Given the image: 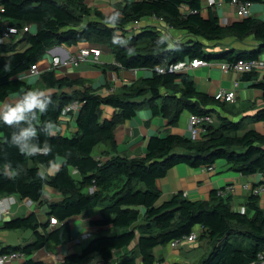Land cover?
<instances>
[{
	"label": "trees",
	"instance_id": "16d2710c",
	"mask_svg": "<svg viewBox=\"0 0 264 264\" xmlns=\"http://www.w3.org/2000/svg\"><path fill=\"white\" fill-rule=\"evenodd\" d=\"M204 1L132 2L114 11L121 16L120 22L112 26L105 20L114 12L108 16L99 11L92 12L84 0H0V7L4 9L0 16L13 22L12 26H39L36 34L29 35L25 49L9 51L6 46H0V106L29 87L23 77L30 73L32 66L38 67L47 51L56 46L74 47L85 41L108 46L115 62L124 69H151L154 72L152 77L139 79L120 93L104 97L88 89L73 94L46 95L51 102L44 113L37 110L31 123L37 128L33 142L41 148L47 143L50 147L47 153L21 154L18 146L11 144V135L19 128L0 127V168L5 164L12 167L10 175L0 171V198L17 195L23 200L45 203L49 224L52 218L58 222L52 228L49 224L41 225L36 214L7 222L6 229L32 231L35 240L24 247L2 248L0 254L22 251L30 257L49 244L61 246L72 240L71 219L94 208H101L100 219L90 225L105 228L110 233L93 238L82 254L69 256L66 264H84L92 255H97L102 264H109L115 254L124 249H130V252L122 255L116 264H159L155 249L189 236L197 227L202 228L201 239L209 240L211 251L196 264H253L258 255L264 253V205L257 196L251 194L249 208L242 213L233 209L229 198L219 197L218 191L211 194L209 201L189 200L180 192L159 204L161 191L158 187V181L178 165L202 169L225 162L244 176L264 173V134L245 129L241 121L219 116V122L209 126L200 141L169 134L152 137L147 144V153L141 158H128L117 153L97 159L93 155L101 144L111 145L112 150L117 151V126L135 118L146 101L151 103L154 115L170 118L172 125L178 123L184 111L203 115V107L224 106L214 97L198 93L190 74H159L155 71L158 66L168 67L195 59L225 60L231 64L241 59H258V52L227 51L218 55L205 52L201 40L218 42L228 37L243 41L253 36L264 48V20L250 17L224 26L212 9L208 10V17L180 11L183 5L200 11ZM147 17L163 18L175 30L198 39L169 48V43L155 30L129 35L126 28ZM113 35L128 43L114 44ZM130 48L134 49L132 54L128 53ZM5 64L10 65V70L4 71ZM43 78L51 87L83 84L81 80L56 79L53 71H48ZM255 86L262 91L263 101L256 120L264 122V82ZM77 100L82 102L77 117L78 135L71 138L59 133L48 135L46 123L51 122L57 129L63 109ZM158 100L162 101L161 106L154 105ZM102 106L116 109L119 115L111 122H102ZM21 126L27 127V122H21ZM59 158L65 162L54 176L38 174L40 167L50 168ZM71 169L79 172L80 180L73 178ZM46 186L62 193L64 199L52 203L46 201ZM91 187L96 189L93 194L89 192ZM137 249L139 255L135 252ZM22 264L37 263L27 259Z\"/></svg>",
	"mask_w": 264,
	"mask_h": 264
},
{
	"label": "crops",
	"instance_id": "0c3cea01",
	"mask_svg": "<svg viewBox=\"0 0 264 264\" xmlns=\"http://www.w3.org/2000/svg\"><path fill=\"white\" fill-rule=\"evenodd\" d=\"M140 0H84V4L89 7L92 12L99 11L104 15H110L126 4ZM205 5V1H204ZM219 18L222 25L226 26L235 21L241 20L237 18L235 10L227 0L220 8H209ZM208 10L202 14L208 17ZM253 18L264 20V2L255 3L253 8ZM13 22L1 18L0 32L3 27L11 25ZM15 26V25H14ZM147 26V27H146ZM31 33H26L23 28H19L20 32L14 36L12 43L6 48L9 51H21L28 46L29 35L38 32L39 26L36 24L30 25ZM153 25L143 24L142 27L129 30V35L141 33L145 30H154ZM173 47L177 44H184L190 41L197 40V37L190 34L174 30L171 33H159ZM200 40V39H199ZM205 52L211 55H218L227 51H237L246 54L258 52V59L264 61V48L259 44L255 37L251 36L243 41L235 37H228L218 42L203 41ZM97 48L100 49L101 56L99 62H86L80 67L61 65L54 68L52 64L54 55H62L64 59L66 54L76 56L82 49ZM50 59L39 63L40 76H32L27 74L23 77L28 84V88L23 89L19 94L12 95L5 103H14L24 92L28 90H42L45 95L53 93L73 94L77 91L84 92L87 89L101 96L120 93L125 87L131 86L139 79L150 78L153 76L151 69L128 70L119 68L115 65V58L112 50L108 46H99L88 41L81 42L78 46L68 47L65 45L56 46L47 51L45 57ZM211 66L198 67L186 73L190 74L196 84L198 93L214 97L221 90H235L237 98L232 103H221L224 106H208L203 107L205 113H212L216 122L219 121V116H225L236 122H243L245 129H255L261 134H264V122L256 120V115L263 108L262 91L255 84L264 82V69L254 71L252 73L239 74L236 72L225 73L220 66V63L227 62L225 60H209ZM53 71L56 79H68L70 81H83V84H75L73 86H65L63 88L51 87L43 78L48 72ZM179 74V73H178ZM246 76H248L246 78ZM180 86V85H179ZM113 89V92L110 90ZM165 93V92H164ZM4 104V103H3ZM1 104V106L3 105ZM162 101L154 102V105L161 106ZM81 111V109H80ZM78 114L70 113L63 116L55 131L63 137L71 138L77 136L79 129L77 126ZM119 115V111L110 107H101V121H113ZM191 113L184 111L178 123L172 125L170 118H165L163 115H154L151 110V103L146 101L139 108L137 115L130 121H125L117 126L116 142L117 151H113L111 145L101 144L94 150V157L105 159L115 154H120L128 158H141L147 153V144L152 137H165L169 134H177L187 138L189 135V118ZM215 122V124H216ZM65 160L59 158L57 163L50 167H40L44 175L54 176L63 166ZM71 175L74 179L80 180L81 176L75 169H71ZM259 183H264V173H259L253 176H244L239 172L231 169L225 162H220L216 165L214 173L204 172L202 169H194L188 165H178L172 168L165 178L158 181V187L161 191L159 204L170 200L175 194L182 192L189 200L209 201L211 194L214 191L224 190L226 187H233V190L225 198L231 200L233 209L238 212L245 213L249 208V197L251 189H246L244 186L249 185L251 188ZM44 198L49 202H60L64 199L62 193L55 189L46 186L44 190ZM26 202L27 205L25 204ZM262 205V204H261ZM100 209L94 208L84 212L82 215L71 219L72 240L61 245H47L42 250L35 252L27 259H33L37 264H66V259L69 256L82 254L84 248L95 237L102 234L110 233L105 228H95L90 225L92 221L100 219ZM144 212V209H142ZM48 209L44 204L34 203L31 200L20 199V202L15 204L5 220L0 223V249L5 247H24L31 244L35 240L34 233L28 230H9L5 228L7 222L26 218L32 214H36L41 225L49 224ZM51 226V223L49 224ZM52 228V226L50 227ZM14 232H28L25 237L16 235V244H9L3 237H10ZM195 232H202L201 227H197ZM83 234H89V238L82 240ZM2 237V238H1ZM88 242V243H87ZM87 243V244H86ZM211 251V244L208 239H200L194 244H187L178 249H173L170 245L155 249V256L159 264H196L200 262ZM130 252V249L118 251L115 258L109 264H116L118 259ZM139 255L138 249L135 250ZM102 264L101 259L97 255L89 257L84 264ZM22 264V263H19ZM139 264H142L141 262Z\"/></svg>",
	"mask_w": 264,
	"mask_h": 264
},
{
	"label": "built area",
	"instance_id": "2783aa9c",
	"mask_svg": "<svg viewBox=\"0 0 264 264\" xmlns=\"http://www.w3.org/2000/svg\"><path fill=\"white\" fill-rule=\"evenodd\" d=\"M227 0H205V6L200 11L191 10L186 6H181L180 11L183 14H202L204 11H207L209 8H220L226 3ZM232 8L235 10L236 16L239 19H246L253 16V8L255 2L253 0H228ZM0 12H4V9L0 7ZM1 19V16H0ZM143 24L153 25L155 27V31L162 33L168 32L171 33L175 29L172 25L167 23L163 18L157 17H147L143 20H137L131 23L126 30H132L142 27ZM147 27V26H146ZM26 33H31L30 27L23 28ZM20 29L15 26L7 25L2 28L0 32V46H7L12 43L14 36L18 35ZM101 50L97 48H86L82 49L80 53L76 56H71L70 54H66V58L62 55H54L52 64L54 68H58L61 65L63 66H72L75 68L80 67L82 64L92 61L99 62L101 56ZM119 68H123L121 64L115 62ZM211 63L202 59H195L192 61H182L175 64H171L168 67L158 66L155 71L159 74L169 73H186L190 70L196 69L198 67H209ZM221 69L225 73L236 72L239 74L252 73L254 71H258L264 69V61L260 59L253 60H238L235 64H231L229 62L220 63ZM30 75L32 76H40L41 72L37 66H32L30 71ZM113 92V89L110 90ZM215 100L221 103H232L237 98V93L235 90H219L215 96ZM82 107L81 101H74L68 106H66L62 111V116H66L70 113L77 114ZM216 122V118L212 113H204L203 115L191 114L189 118V135L193 141H200L203 135L206 133V130L209 126L214 125ZM204 172L214 173L216 171V166H210L206 168H202ZM246 189H251V194L257 196L260 200V203L264 205V183H259L252 188L249 185L244 186ZM95 187H91L89 192L93 194L95 192ZM233 190V187H226L224 190L218 191V196L221 198H225L228 194H230ZM30 201V200H29ZM20 202V198L17 195H10L0 198V223L5 220L6 215L9 214L11 208ZM28 202L25 204L27 205ZM51 226H55L58 224L57 220L51 219ZM89 238V234H83L81 236L82 240H86ZM200 239L199 232H193L189 236L184 237L182 239H178L170 244L173 249H178L187 244H194ZM27 255L22 251L10 252L5 254H0V264H19L23 263L27 260ZM253 264H264V253H260L258 255V259Z\"/></svg>",
	"mask_w": 264,
	"mask_h": 264
},
{
	"label": "clouds",
	"instance_id": "9594fccd",
	"mask_svg": "<svg viewBox=\"0 0 264 264\" xmlns=\"http://www.w3.org/2000/svg\"><path fill=\"white\" fill-rule=\"evenodd\" d=\"M121 14L114 12L112 15L106 17L105 22L109 25L115 26L120 22ZM167 39V37H164ZM112 41L114 44L124 45L128 41L119 36L113 35ZM169 48L173 45L169 44ZM133 48L128 49V53L132 54ZM10 70V65L5 64L4 71ZM51 102V98L45 95L42 90H28L24 92L14 103H4L0 106V127L15 126L19 128L18 132H13L11 135V144L18 146L21 154L27 156H35L37 153H47L50 151L49 145L46 143L43 148L33 142V138L37 136V128L33 126L31 120L39 113H44ZM21 122H27V127L21 126ZM46 130L48 135L55 134V127L51 122L46 123ZM0 171L4 175H10L12 171L11 164H5ZM43 176V172H39ZM95 264V262H93Z\"/></svg>",
	"mask_w": 264,
	"mask_h": 264
},
{
	"label": "rangeland",
	"instance_id": "374dc122",
	"mask_svg": "<svg viewBox=\"0 0 264 264\" xmlns=\"http://www.w3.org/2000/svg\"><path fill=\"white\" fill-rule=\"evenodd\" d=\"M205 6V5H204ZM34 34V33H33ZM42 61H50V59H46V58H43L40 62H42ZM39 62V63H40ZM49 64L51 65V63L49 62ZM219 121H218V119H217V122L216 123H218ZM14 234H16V235H18L19 237H25L27 234H28V232H14L13 234H11V236L10 237H1L3 240H4V238H6V242L7 243H9V244H16L17 243V239L16 238H14L16 235H14ZM17 237V236H16ZM88 243V242H87ZM86 243V244H87Z\"/></svg>",
	"mask_w": 264,
	"mask_h": 264
},
{
	"label": "water",
	"instance_id": "95a60500",
	"mask_svg": "<svg viewBox=\"0 0 264 264\" xmlns=\"http://www.w3.org/2000/svg\"><path fill=\"white\" fill-rule=\"evenodd\" d=\"M80 112V111H79Z\"/></svg>",
	"mask_w": 264,
	"mask_h": 264
}]
</instances>
